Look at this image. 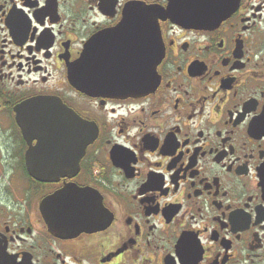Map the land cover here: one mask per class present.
<instances>
[{"label":"flooded vegetation","instance_id":"af4514ba","mask_svg":"<svg viewBox=\"0 0 264 264\" xmlns=\"http://www.w3.org/2000/svg\"><path fill=\"white\" fill-rule=\"evenodd\" d=\"M148 25L151 90L71 83L95 38L98 64L116 48L139 64ZM36 97L60 106V125L31 129L61 130L60 165L28 162L19 114ZM71 165L57 182L30 174ZM71 183L92 194L76 229L72 202L42 208ZM0 264H264V0H0Z\"/></svg>","mask_w":264,"mask_h":264},{"label":"water","instance_id":"95a60500","mask_svg":"<svg viewBox=\"0 0 264 264\" xmlns=\"http://www.w3.org/2000/svg\"><path fill=\"white\" fill-rule=\"evenodd\" d=\"M134 19V18H132ZM141 22L146 23L145 14L142 15ZM143 26V25H142ZM140 25L139 28H142ZM134 30V25L130 21L126 25L120 26L114 32L108 34L110 37L117 39L119 34L125 35L127 31ZM152 27L147 26V31L143 33V36L147 37V46L143 45L142 56L138 51L139 64L133 63L134 57H132L128 51L120 54L117 51H113L112 54H105L102 59H99L100 63H97V50L99 46V38H95L90 42L85 50L82 58L70 65L69 76L71 83L78 89L86 93H111L112 95H130L140 94L144 91H149L153 88L155 79V70L158 62L161 59L160 50L158 49L154 53L151 52L150 47L153 46V34ZM140 36L139 32L132 33V36L136 38ZM115 47L120 43H115ZM121 44H128L123 42ZM131 45H135V41L131 42ZM147 53V54H146ZM132 57V58H129ZM135 55V54H134ZM107 58V59H106ZM131 63V64H130ZM130 64V66H129ZM100 66V69L96 70ZM55 98L50 97H36L30 100L21 109L19 114L20 124L23 128L25 138L29 143L32 140L37 139V145L30 147L27 152V159H38L37 163L44 165L59 164V161L54 159H60V153L63 152V146H65V136L61 135V130L49 131L42 130L38 135H35L31 129H33L34 123L44 122L46 125L57 124L60 125V119L58 114L60 112V106L55 101ZM35 111L34 118L32 112ZM56 117V118H55ZM31 124V125H30ZM68 137V136H67ZM69 138V137H68ZM83 149L86 148L90 142L88 137L83 138ZM80 144V143H79ZM81 146H79L80 148ZM60 151V152H59ZM59 152V153H57ZM68 156H71L70 154ZM75 165H71L67 169L61 171L51 170H30V174L36 179L43 182H57L60 177L73 174ZM92 195L87 187H80L76 184H67L63 188L55 191L48 196L42 203V208L47 202L63 201L72 202V208H67L68 214L74 215L78 212V205H80V199L82 197ZM75 220L69 218L67 229L78 228ZM65 224L58 223L57 220H52L51 227L53 230L61 229Z\"/></svg>","mask_w":264,"mask_h":264},{"label":"rangeland","instance_id":"374dc122","mask_svg":"<svg viewBox=\"0 0 264 264\" xmlns=\"http://www.w3.org/2000/svg\"><path fill=\"white\" fill-rule=\"evenodd\" d=\"M4 185H3V187H5L6 185H7V183H3ZM17 184L15 183V185L12 187V192H11V196L13 197V196H17L16 198H8V199H22L23 198V191H22V187H21V185H19L18 187L16 186ZM19 194H21L22 196H21V198H19ZM4 197H6V196H4ZM8 197H10V195L8 196Z\"/></svg>","mask_w":264,"mask_h":264}]
</instances>
